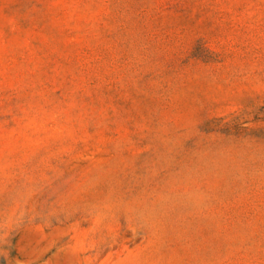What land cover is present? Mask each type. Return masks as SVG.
<instances>
[{"label": "rangeland", "instance_id": "obj_1", "mask_svg": "<svg viewBox=\"0 0 264 264\" xmlns=\"http://www.w3.org/2000/svg\"><path fill=\"white\" fill-rule=\"evenodd\" d=\"M0 264H264V0H0Z\"/></svg>", "mask_w": 264, "mask_h": 264}]
</instances>
